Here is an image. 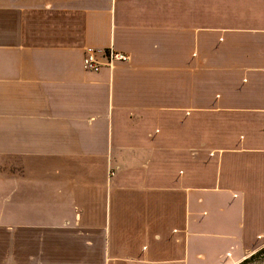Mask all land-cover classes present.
<instances>
[{"label": "crops", "instance_id": "1", "mask_svg": "<svg viewBox=\"0 0 264 264\" xmlns=\"http://www.w3.org/2000/svg\"><path fill=\"white\" fill-rule=\"evenodd\" d=\"M109 48L129 59L83 67ZM0 157L21 174L1 264L242 263L264 247V0H0Z\"/></svg>", "mask_w": 264, "mask_h": 264}, {"label": "rangeland", "instance_id": "2", "mask_svg": "<svg viewBox=\"0 0 264 264\" xmlns=\"http://www.w3.org/2000/svg\"><path fill=\"white\" fill-rule=\"evenodd\" d=\"M116 52H118V51H116ZM2 162H3L2 158L0 157V201H1V197L3 195H7V191H8L7 181H8V179H10L9 176H11L12 174L14 176H16V174H20L19 172L16 171L18 169L17 165L12 166V168H14V170L13 169L9 170L11 165L7 164L8 163L7 161H5L4 163H2ZM20 172H22V171H20ZM4 206H6V205L1 204V202H0V264L2 263V258L4 256V247H5V245H7V242H9L8 240H10L13 237L11 234H8L4 229L7 227L15 226V225L11 224L12 223L11 220L9 221L11 223H9L6 220L7 215H5V218H4V214L2 213ZM5 214H6V208H5ZM239 264H264V253L259 254L258 256L252 258L251 260H248L247 262L239 263Z\"/></svg>", "mask_w": 264, "mask_h": 264}, {"label": "built area", "instance_id": "3", "mask_svg": "<svg viewBox=\"0 0 264 264\" xmlns=\"http://www.w3.org/2000/svg\"><path fill=\"white\" fill-rule=\"evenodd\" d=\"M101 56L104 60L99 59L96 51H87L83 57V67L89 71L98 72L104 65L111 67L117 60L129 59L127 54L116 52L112 48L107 49Z\"/></svg>", "mask_w": 264, "mask_h": 264}, {"label": "trees", "instance_id": "4", "mask_svg": "<svg viewBox=\"0 0 264 264\" xmlns=\"http://www.w3.org/2000/svg\"><path fill=\"white\" fill-rule=\"evenodd\" d=\"M263 253H264V247L262 249H260L259 251H257L256 253L252 254L247 259H245L242 263L247 262L248 260H251L252 258L258 256L259 254H263Z\"/></svg>", "mask_w": 264, "mask_h": 264}]
</instances>
